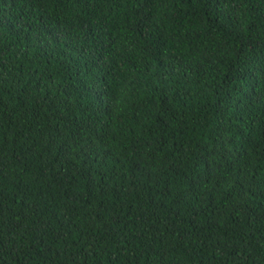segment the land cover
Listing matches in <instances>:
<instances>
[{
	"label": "trees",
	"instance_id": "16d2710c",
	"mask_svg": "<svg viewBox=\"0 0 264 264\" xmlns=\"http://www.w3.org/2000/svg\"><path fill=\"white\" fill-rule=\"evenodd\" d=\"M0 264H264V0H0Z\"/></svg>",
	"mask_w": 264,
	"mask_h": 264
}]
</instances>
